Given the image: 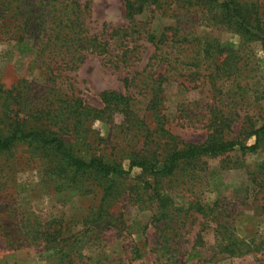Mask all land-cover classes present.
Instances as JSON below:
<instances>
[{"label": "rangeland", "instance_id": "obj_1", "mask_svg": "<svg viewBox=\"0 0 264 264\" xmlns=\"http://www.w3.org/2000/svg\"><path fill=\"white\" fill-rule=\"evenodd\" d=\"M77 1L87 6L84 30L102 40L132 25L160 33L179 19L181 34L188 36L181 54L189 58L186 65H147L153 48L141 30L130 44L134 60L114 67L85 53L81 64L49 78L23 44L0 36L1 90L28 87L30 104L38 107L66 98L101 109L103 92L126 95L136 119L156 130L149 140L160 138L158 146L144 149L160 155L201 145L216 131L223 140L255 144L249 133L264 125L259 42L217 24L208 8L181 11L174 20L152 19L146 11L130 25L122 0ZM241 1L254 5L264 22V0ZM227 55L232 60L221 67ZM160 76V85L154 83ZM153 93L161 98L158 120L147 110ZM129 118L130 113L87 121L68 139L72 151L85 161L90 156L117 161L127 170L124 154L142 149L146 136L130 130ZM49 159L24 146L0 155V264H264V133L253 152L199 158L149 187L152 177L138 169L121 179L86 175L82 183L60 186L47 172ZM155 193L168 198L165 208Z\"/></svg>", "mask_w": 264, "mask_h": 264}, {"label": "trees", "instance_id": "obj_2", "mask_svg": "<svg viewBox=\"0 0 264 264\" xmlns=\"http://www.w3.org/2000/svg\"><path fill=\"white\" fill-rule=\"evenodd\" d=\"M122 2L124 18L130 25L134 23L136 17L146 11L150 13L152 19L156 15L159 19L174 20L181 11H186L187 15L192 10V13H196L208 8L206 14L214 12L212 20H217V24L233 29L248 40L259 42L264 52V22L258 17L254 5L241 0H122ZM85 9L87 6H81L77 0H0V36L23 44L25 47L23 52L35 57V61L40 62L45 75L49 78H55L60 68L73 69L81 64L85 53L98 54L114 67L134 60L130 56L134 50L130 44L133 34H138L137 32L141 30L145 41L153 48L147 65L151 62L168 68L178 63L186 65L184 62L189 58L181 54L186 51L184 47L189 45L188 36L185 32L181 34L179 19L174 25L165 26L160 33L132 25L112 30L108 34V39L102 40L96 36H89L84 30L82 12ZM208 47L209 45L206 46ZM205 51L207 52V49ZM225 52L220 50L219 54ZM230 60L231 55H227L219 65L227 66ZM219 65L217 70L220 69ZM162 77L153 82L160 85ZM28 90V87L17 86L9 90L0 89V155L8 154L20 146L30 148L32 152L41 150L45 158H50L48 174L54 176L60 186L70 187L82 183L86 175L108 180L121 179L127 177L133 169L152 177V182L146 183L145 186H156L159 179L173 176L181 165H189L199 158L215 157L236 149L253 152L257 149L259 135L264 133V125L249 133L255 137V144L246 147L241 142L214 136L219 133L216 131L201 145H186L160 155L157 149L151 147L144 149L147 144L157 145L160 138L149 140L150 137L157 135L156 130L153 132L145 128L146 123L136 119L130 111L131 99L126 95L103 92L100 95L103 105L101 109L92 108L78 99L66 98L49 99L45 101L46 105L38 107L30 104ZM43 90L45 89H41L40 92ZM46 91L51 93L49 87ZM160 102L159 94L153 93L149 102L151 108L147 109L151 112L150 119H159L156 105ZM129 113L130 130L136 129L137 134L145 132L146 136L143 137L142 149L124 154L125 160L128 161L127 170H124L117 161L107 163L101 157L95 156H90L88 161H85L72 151L68 139L76 137L87 121L104 119L109 121L115 114L125 116ZM162 132L167 134L166 131ZM155 194V198L160 202V208H165L168 198ZM162 218L166 216L162 215Z\"/></svg>", "mask_w": 264, "mask_h": 264}]
</instances>
